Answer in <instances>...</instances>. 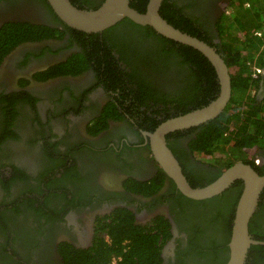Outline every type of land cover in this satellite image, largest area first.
<instances>
[{"label":"flooded vegetation","instance_id":"flooded-vegetation-1","mask_svg":"<svg viewBox=\"0 0 264 264\" xmlns=\"http://www.w3.org/2000/svg\"><path fill=\"white\" fill-rule=\"evenodd\" d=\"M70 1L84 9L103 2ZM242 1L160 5L173 26L217 49L231 78L230 99L217 116L166 135L191 187L215 181L239 162L264 175V141L241 150L225 145L227 156L192 148L203 125L233 106L234 72L219 33ZM16 25L27 29L17 32ZM0 38V264H68V254L111 246L119 238L109 230L130 226L146 255L136 262L127 255L125 264L227 262L243 179L216 195L190 198L144 134L217 97L210 62L128 18L97 33L76 30L47 0H0ZM259 67L249 76L256 104L264 100V59ZM248 232L264 241V187ZM130 243L122 241L125 255L135 251ZM121 255L111 253L107 264H119ZM244 264H264V245H250Z\"/></svg>","mask_w":264,"mask_h":264},{"label":"water","instance_id":"water-1","mask_svg":"<svg viewBox=\"0 0 264 264\" xmlns=\"http://www.w3.org/2000/svg\"><path fill=\"white\" fill-rule=\"evenodd\" d=\"M55 14L69 27L86 33H97L116 22L128 18L147 25L157 33L199 51L214 67L219 93L207 105L162 121L152 132H144L154 157L164 171L173 179L178 189L186 196L203 199L216 195L227 188L235 179H243L244 188L239 197L228 243L229 258L225 264H244L248 249L252 244L264 245L263 240L250 237L249 219L257 207L259 195L264 187V175H259L252 167L242 162L225 170L215 181L202 186L191 187L183 175L178 161L167 145L166 135L206 122L217 116L226 106L231 96V78L228 67L217 49L196 36L188 34L170 24L159 13L163 0H148L143 12L130 5V0H103L95 9H84L70 0H47Z\"/></svg>","mask_w":264,"mask_h":264},{"label":"trees","instance_id":"trees-1","mask_svg":"<svg viewBox=\"0 0 264 264\" xmlns=\"http://www.w3.org/2000/svg\"><path fill=\"white\" fill-rule=\"evenodd\" d=\"M244 1L240 4L238 10L232 13L231 20L228 18L225 21L219 33L225 48L223 51L228 56L227 63L230 67L235 68L232 74L233 95L231 101L233 106L228 107L227 111H223L218 117L203 125L192 144L193 150L197 152L204 151L208 154H213L217 151V154L221 153L227 156L225 145L231 150H235L236 147L241 150L245 147H254V145H259L260 142L264 141V100L256 104L253 95L251 94L250 96V88H252L255 81L249 79L251 67L253 65L259 66L264 59V0H251V3L248 4L249 7H245ZM137 2L130 0V5L143 12L147 0H138ZM162 7L164 8V2ZM160 13L169 23L173 22L163 12L162 8ZM233 27L239 29L240 34L238 37L236 33L232 32L234 31L231 29ZM23 29L26 30V26L16 25L15 27L17 32ZM259 29L263 30V36L258 35ZM7 30L11 29L7 26ZM188 32L192 33L191 31ZM180 45L182 49L191 52L198 61L204 63V65H210L209 61L199 51L182 44ZM210 68L213 70L212 66ZM214 82H216L215 79H213L212 83ZM210 91L211 95L217 93V84ZM118 221L123 223L122 218ZM132 229L133 226L127 227V229H110L112 238H119L114 240V244L104 248L95 246L86 251L72 252V254L67 256L68 264H107L111 253L122 254L123 261L121 260L119 264H125L127 255L129 256L127 260L130 262H136L138 258L140 261L145 260L146 249L143 248L145 246L144 240L141 242L138 238H134ZM119 230L122 231V234L116 233ZM123 231L125 232L124 234ZM125 238L131 239L130 247L135 249L133 253H127L126 255L122 252V241ZM253 247L260 246L253 245ZM126 264H128V261Z\"/></svg>","mask_w":264,"mask_h":264},{"label":"rangeland","instance_id":"rangeland-1","mask_svg":"<svg viewBox=\"0 0 264 264\" xmlns=\"http://www.w3.org/2000/svg\"><path fill=\"white\" fill-rule=\"evenodd\" d=\"M257 3V2H256ZM254 6V5H253ZM258 7V6H257ZM237 10L236 9H234L233 10V13H235ZM237 14V13H236ZM231 16H232V14H228L227 15V19L229 18V20H231ZM232 30H234V31H232V32H234V33H236V36L238 37V35L240 34V31H239V29H237V28H235V27H233V28H231ZM260 51V50H259ZM259 53V52H258ZM258 53H256L257 55H258ZM255 54V55H256ZM235 71V68H232V72H234Z\"/></svg>","mask_w":264,"mask_h":264},{"label":"built area","instance_id":"built-area-1","mask_svg":"<svg viewBox=\"0 0 264 264\" xmlns=\"http://www.w3.org/2000/svg\"><path fill=\"white\" fill-rule=\"evenodd\" d=\"M263 34V30L262 29H259L258 30V35H262ZM264 35V34H263ZM262 35V36H263ZM258 72H260V67H258V66H256V65H253L252 67H251V73H258Z\"/></svg>","mask_w":264,"mask_h":264},{"label":"clouds","instance_id":"clouds-1","mask_svg":"<svg viewBox=\"0 0 264 264\" xmlns=\"http://www.w3.org/2000/svg\"><path fill=\"white\" fill-rule=\"evenodd\" d=\"M256 66H258V65H256ZM259 67V66H258ZM108 186H110V185H108Z\"/></svg>","mask_w":264,"mask_h":264}]
</instances>
